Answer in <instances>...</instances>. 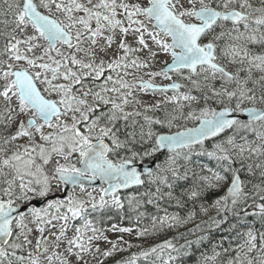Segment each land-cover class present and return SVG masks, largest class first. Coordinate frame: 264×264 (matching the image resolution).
I'll list each match as a JSON object with an SVG mask.
<instances>
[{
  "label": "snow or ice",
  "instance_id": "snow-or-ice-1",
  "mask_svg": "<svg viewBox=\"0 0 264 264\" xmlns=\"http://www.w3.org/2000/svg\"><path fill=\"white\" fill-rule=\"evenodd\" d=\"M161 53L171 58L165 69L126 79ZM169 73L184 81L158 89L174 93L164 101L170 111L137 98ZM194 146L214 162L199 172L180 163L192 162ZM204 198H214L218 214L264 224V0H0V264H104L135 246L106 234L133 228L97 226L113 210L161 201L183 208ZM164 211L154 229L188 223L196 205L186 218ZM237 236L245 239L235 250L194 249L201 236L114 264L165 249L163 264H188L197 251L195 264H264V231L249 225Z\"/></svg>",
  "mask_w": 264,
  "mask_h": 264
},
{
  "label": "trees",
  "instance_id": "trees-1",
  "mask_svg": "<svg viewBox=\"0 0 264 264\" xmlns=\"http://www.w3.org/2000/svg\"><path fill=\"white\" fill-rule=\"evenodd\" d=\"M161 114V113H160ZM194 124V123H192ZM211 141L205 142V147H208ZM181 153L187 152V149H181ZM199 151L197 146L193 147L192 151V162L188 163L185 162L183 159L180 160L181 164H186V166L190 169H194L195 171L199 172V168L197 165L199 164H213L214 162L210 161L205 156H197L195 152ZM161 160L163 157L160 158ZM202 175H208L207 172L200 173ZM246 179L255 180V177H245ZM189 185L192 183L190 180L187 182ZM141 192L143 188L139 189ZM136 191L135 188L129 189L126 191H121V198L124 199L130 193H134ZM219 195V193L217 194ZM214 198H204L200 201H194L189 204H186L183 208L177 207L174 202L165 203L163 201L160 202V208H157L154 204H146L142 203V206L138 210H132L129 208L127 203H125L124 211H121L119 215L116 214V210H113L109 213V216H106L103 221L98 224L97 226L103 228H109L111 224L115 223L118 224L120 227H131L133 228V232L131 235L129 234H120L124 236L126 241H129L131 244L135 245L134 247L128 248L127 251L119 252L116 254L114 258L104 259L100 257L98 259H104V264H114V259H122L123 256H132L134 253L138 254V247L140 245H147L149 247H153L157 244H162L165 241H171L177 248H181L182 245H186L188 241H196L199 237L204 236L206 239L200 245H194V249L200 248L203 250H209L212 247L216 248V251H222V249H230L235 250L238 244H242L244 242L245 237H238L237 232H245L249 225H254V231H264V224L258 218H253L252 216H248L247 223H243V216L240 217L234 216L231 213L222 214L219 216L218 213L214 214L213 211H217L216 208L210 207L213 203ZM196 205V215L195 217L189 221L188 223L180 224L178 226L169 228L167 226L160 228L159 224H156V228H153L154 219L162 217L165 214V209L169 215H176L178 214L181 218H186L188 216L189 211L192 208V205ZM203 204L205 207L208 208V212L205 214L204 212L200 211L199 205ZM212 212V213H211ZM141 213V214H138ZM99 213H93L90 216V219L93 217H99ZM212 218H220V221H223L217 227L214 224H210L209 222L212 221ZM196 222H200L203 225H208L207 229L199 232L193 233L190 230H195ZM79 224V221H76ZM236 225L235 228L232 226ZM147 229L148 235L145 237L137 238V232L140 230ZM90 234V233H89ZM107 234V233H106ZM257 243H261L259 237L257 239ZM107 249V248H106ZM105 249V250H106ZM183 250V249H181ZM170 249H165L162 251L164 255L161 257L158 262L163 264V261L168 259ZM26 254L24 251L18 252V255ZM175 255V252L171 253ZM211 252H209V255ZM232 254L234 255L235 252L233 251ZM156 255L154 254L148 260H145L143 257H139L142 263L145 264H156ZM188 261V264H195V261L199 259V252H196V255L192 258H185ZM155 262V263H154ZM15 264H19V262H15ZM90 264H96V260Z\"/></svg>",
  "mask_w": 264,
  "mask_h": 264
},
{
  "label": "rangeland",
  "instance_id": "rangeland-1",
  "mask_svg": "<svg viewBox=\"0 0 264 264\" xmlns=\"http://www.w3.org/2000/svg\"><path fill=\"white\" fill-rule=\"evenodd\" d=\"M94 2H95V0H94ZM81 15H82V13H81ZM146 39H147V37H146ZM169 39H170V38H169ZM148 42H149V44H151V41H150V40H149ZM170 60H171L170 56L161 53V54L157 57V61H156L155 65H154V67H152V68H150V69H142V70H140V71H138V72H135V76H132V77H126V79H128L130 82H132V81L136 80V79L139 78V77H143V79H145V78H150L148 75L145 74L146 72H148V71L159 72V71H161L162 68L164 67V65H165V61L169 62ZM130 71H132V70H130ZM184 75H187V71H184ZM151 79H154L155 81H157V82H162V83H166V82L168 81V79H165L163 76H156V77L151 78ZM101 82H102V80H101ZM111 86H112V85L110 84L109 87H111ZM172 95H174V93H173L172 91H168V92H166V93H162V92H160V91H158V92H152V91H149V92L146 93V94L143 93V92L138 93V94H137V98L142 99V100H144V101H147L148 103H156V102H160V103H161V108L170 111L171 108L173 107V105H171V104H167V105H166V104L164 103V101H165L166 97H168V96H172ZM117 102H119V100H118ZM126 110H127V111H132V110H133V106H129ZM158 114H160V113H158ZM161 114H162V113H161ZM192 123H194V122H189V123H187V126H188V125H192ZM173 130H177V129H176V128H173V129H171V130L164 129V131H173ZM46 131H47V130H46ZM37 139L39 140V137H37ZM23 142H24V141H20V143H23ZM253 182H257V183H258L259 181L256 180V178H255V180H253ZM97 188H98V187H97ZM250 189H251V185H249V189H248V190H250ZM89 190H91V189H89ZM76 191H77V193L79 192L78 189H77ZM69 194H71V193H69ZM249 203H251V201H249ZM237 211H239V209H237ZM211 213H212V212H211ZM213 213L216 214V213H218V211L215 210V212L213 211ZM227 213H231V214H232L231 211L220 210V212H219V216L222 215V214H227ZM241 215L243 216V213H241ZM215 220L220 221V218H216ZM209 223H210V224H214L212 221L209 222ZM197 225H199L200 227L197 228ZM214 225H215V224H214ZM208 227H211V226H208L207 224H206V225H203V224L200 223V222H196V224H195V228H194V229H195L194 232H195V233H199V232H201V231L207 229ZM53 231H56V230L53 229ZM120 234H121V233H118V232H117V233H113V232H111V231L107 232V235H109V237H110L111 239H113V240H115L116 237L119 236ZM122 234H125V233H122ZM126 234H127V233H126ZM37 235H38V234H37ZM45 235H47V233H45ZM69 235H71V232L69 233ZM100 247H101L102 250H105L106 248H109L110 245L101 242V243H100ZM151 247H152V246H151ZM147 248H150V247L147 246V245H140V246L138 247V250H137V251H138V254H139L143 249H147ZM163 256H164L163 254H161L159 258H157V256H156V258H155V260H156V264H160V263L158 262V260H159L161 257H163ZM128 257H131V256H123L122 258H128ZM151 257H152V256H151ZM97 258H100L98 254H97ZM149 258H150V257H149ZM94 260H95V259L90 260V263L94 262ZM154 263H155V262H154ZM137 264H145V263H142L141 260L138 259V260H137Z\"/></svg>",
  "mask_w": 264,
  "mask_h": 264
},
{
  "label": "water",
  "instance_id": "water-1",
  "mask_svg": "<svg viewBox=\"0 0 264 264\" xmlns=\"http://www.w3.org/2000/svg\"><path fill=\"white\" fill-rule=\"evenodd\" d=\"M168 63H171V60H170ZM165 68H166V64L164 65V67H163L162 69H165ZM144 80H149V79H144ZM177 81H178V82H181V81H179V80H177ZM152 83H153L154 85L157 86V89H159V87H161V86H166V85H168V84H170V83H172V82H169V83H159V82L152 81ZM181 83H182V82H181ZM193 126H195V124L188 125V127H193ZM181 130H182V129H181ZM175 131H177V130H173V131H165V133L171 134V133H174ZM157 162H159V161H157ZM143 167H144V168H147V167H148V162H147V161H145ZM102 183H103V182H101V181H96L95 184H94L93 186H94V187H100V186L102 185ZM103 186L106 187V185H103ZM126 190H129V189H122L121 191H126Z\"/></svg>",
  "mask_w": 264,
  "mask_h": 264
},
{
  "label": "flooded vegetation",
  "instance_id": "flooded-vegetation-1",
  "mask_svg": "<svg viewBox=\"0 0 264 264\" xmlns=\"http://www.w3.org/2000/svg\"><path fill=\"white\" fill-rule=\"evenodd\" d=\"M185 71H187V70H185ZM169 75L172 77V79L171 80H168L166 83L172 82L173 80H179L177 74H175V73H169ZM145 79H150V78H145ZM152 81H155V80L152 79ZM179 81H181L182 83H184V81H182V80H179ZM155 82H157V81H155ZM159 83H162V82H159ZM158 91L159 90L156 89L155 91H152V92H158ZM169 91H171V90H169Z\"/></svg>",
  "mask_w": 264,
  "mask_h": 264
}]
</instances>
